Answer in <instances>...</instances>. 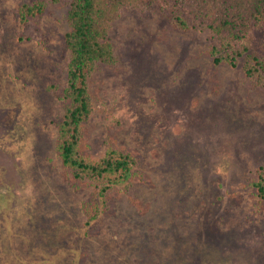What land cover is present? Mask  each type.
<instances>
[{
	"label": "rangeland",
	"instance_id": "obj_1",
	"mask_svg": "<svg viewBox=\"0 0 264 264\" xmlns=\"http://www.w3.org/2000/svg\"><path fill=\"white\" fill-rule=\"evenodd\" d=\"M132 2L107 11L114 58L87 75L77 144L130 157L113 182L59 154L71 0H0V264H264V85L244 68L264 24L215 63L187 4L182 27L168 0Z\"/></svg>",
	"mask_w": 264,
	"mask_h": 264
},
{
	"label": "trees",
	"instance_id": "obj_2",
	"mask_svg": "<svg viewBox=\"0 0 264 264\" xmlns=\"http://www.w3.org/2000/svg\"><path fill=\"white\" fill-rule=\"evenodd\" d=\"M71 0L68 21L71 29L65 33V39L71 50V59L67 72L65 95L70 99L64 120L59 126V154L65 165L71 168L74 175L83 174L97 177H110L117 181L129 177L131 160L127 154L110 150L106 157L98 162L87 161L77 152L80 136V126L90 113L87 75L97 62H111L114 54L108 35L106 19L116 7L133 3V0ZM172 6L171 13L176 24L189 26V22L176 8L187 4L199 23L210 28L219 40L220 49L227 54L218 53V47L212 48L215 54L214 62L220 63L224 58L232 65L236 64L239 49L230 48V40L248 39L251 33L264 24V0H168ZM22 18L41 12L42 3L24 5ZM178 11L176 14L175 12ZM230 52H229V51ZM251 77L263 81L264 85V55L252 54L244 66ZM259 190L264 191L262 181L257 183Z\"/></svg>",
	"mask_w": 264,
	"mask_h": 264
}]
</instances>
